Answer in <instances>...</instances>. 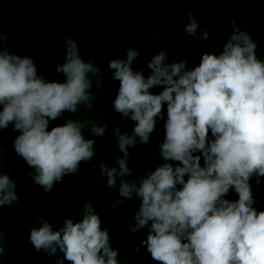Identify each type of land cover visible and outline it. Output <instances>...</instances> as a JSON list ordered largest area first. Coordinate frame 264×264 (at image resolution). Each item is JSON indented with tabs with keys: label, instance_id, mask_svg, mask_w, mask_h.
<instances>
[{
	"label": "clouds",
	"instance_id": "clouds-1",
	"mask_svg": "<svg viewBox=\"0 0 264 264\" xmlns=\"http://www.w3.org/2000/svg\"><path fill=\"white\" fill-rule=\"evenodd\" d=\"M187 19L186 36L209 39L207 29L197 35L195 14ZM230 26L222 51L204 52L193 68L184 58L168 63L167 51L161 50L148 60L151 72L145 77L133 68L140 55L133 47L126 58L108 62L112 79L119 82L114 111L124 123L135 125L131 135L121 123L114 128L123 156L116 157L118 168L101 163V178L109 188L120 180L121 199L110 211L133 196L140 200L127 228L134 235L147 229L142 244L158 264H264V211L254 207L250 183L255 176L259 185L264 177V61L257 57L251 35L234 19ZM5 44L0 34V131L12 125L19 133L15 153L33 170L34 183L50 192L66 175L75 174L82 161L93 159L95 139L86 138L83 129L104 137L108 127L107 121L100 126L69 116L49 129L50 121L65 112L75 115L80 105L91 110L93 78L100 90L103 73L81 57L72 37L64 43V63L56 67L64 82L39 76L30 56L13 54ZM157 86L162 88L158 94L152 91ZM165 105V136L158 145L163 163L131 178L128 149L149 142L157 118L164 119ZM4 151L0 144V210L19 201L18 185L3 173ZM230 190L237 200L225 198ZM80 210L82 219L65 218L56 230L38 217L41 226L29 233L35 250L48 256L59 251L71 264H119L97 209L85 203ZM3 251L0 244V255Z\"/></svg>",
	"mask_w": 264,
	"mask_h": 264
},
{
	"label": "trees",
	"instance_id": "trees-1",
	"mask_svg": "<svg viewBox=\"0 0 264 264\" xmlns=\"http://www.w3.org/2000/svg\"><path fill=\"white\" fill-rule=\"evenodd\" d=\"M189 13L195 14L199 22L197 35L207 29L209 39H193L184 34ZM233 19L241 31L251 35L257 44V57L264 61V0H0V34L6 38L5 47L13 54L30 56L39 76L50 82L65 81L56 67L65 61L64 43L69 37L77 42L81 57L97 64L103 73L100 90L93 78L95 100L90 101L91 110L80 105L75 115L65 112L50 121L49 129L63 124L64 118L69 116L81 122L95 120L100 126L108 123L104 137H92L88 127L83 129L86 138L95 139L93 159L82 161L75 174L66 175L50 192L34 183L29 175L33 170L15 153L14 139L19 133L12 125L0 131V144L5 150L3 173L18 185L19 197L18 202L0 210L3 236L0 244L4 249L0 264H61V261L71 264L59 251L52 256L43 250L37 252L29 233L33 227L41 226L38 217L48 219L54 230L62 226L65 218L82 219L80 209L85 203L97 209L102 228L109 230L110 243L119 253V264H158L142 244L147 229L134 235L127 228L134 223L140 200L133 196L132 200H125L110 211L121 199L120 180L118 178L116 186L109 188L106 178H101L100 164L118 168L116 157L123 156L118 150L114 128L121 123L122 131L131 135L135 125L130 120L124 123L121 114L114 111L119 82L112 79L108 62L126 58V50L133 47L140 53L133 68L142 70L145 77L151 72L148 60L161 50L167 51L168 63L184 58L187 67L193 68L204 52L219 54L222 51L223 43L233 31L230 26ZM152 91L158 94L162 88L157 86ZM163 115L164 119L157 118L147 144L138 142L128 149L131 178L143 176L163 163L158 145L165 136L166 105ZM209 139H212L211 134ZM256 179L253 176L250 180L257 201L254 207L264 211V177L260 178L259 185ZM225 198L235 201L238 195L230 190Z\"/></svg>",
	"mask_w": 264,
	"mask_h": 264
}]
</instances>
